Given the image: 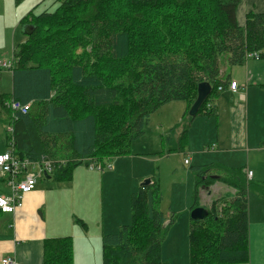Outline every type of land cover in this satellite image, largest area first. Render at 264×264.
Segmentation results:
<instances>
[{
	"label": "trees",
	"instance_id": "obj_1",
	"mask_svg": "<svg viewBox=\"0 0 264 264\" xmlns=\"http://www.w3.org/2000/svg\"><path fill=\"white\" fill-rule=\"evenodd\" d=\"M57 1L56 11L22 19L34 29L14 52L11 98L0 95V117L6 115L2 121L13 128L6 129L8 142L22 158L50 161L52 177L46 180H69L83 162L103 165L128 156L151 115L172 101H185L189 110L201 82L213 88L198 114H214L209 100L229 83L220 78L221 55L231 66L245 64L252 53L264 57V13H247L241 24L238 10L245 0ZM139 42L146 58L124 74L104 71L103 62L133 58ZM14 101L29 105L28 111L13 112ZM117 107L122 117L112 113ZM193 119H186L180 134L181 123L170 129L166 140L174 139L176 147L169 153L184 147ZM192 170L190 211L201 205L209 212L203 220L190 219L191 264L249 261V197L254 192L264 199V182L248 178L242 167L219 163ZM151 180L131 195L132 221L103 236V264H170L162 260V245L176 215L160 209V183ZM218 181L235 192L202 205L200 190ZM44 251L43 264H74L70 237L48 239Z\"/></svg>",
	"mask_w": 264,
	"mask_h": 264
},
{
	"label": "rangeland",
	"instance_id": "obj_2",
	"mask_svg": "<svg viewBox=\"0 0 264 264\" xmlns=\"http://www.w3.org/2000/svg\"><path fill=\"white\" fill-rule=\"evenodd\" d=\"M59 7V1L57 0H14L13 2H8V0H0V63L1 62H11L14 59V48L26 40L27 36L25 34L26 25L21 24V18L32 13L33 15H40L42 12H54ZM15 14H19V17L15 18ZM26 18V17H24ZM17 22V23H15ZM142 39V38H141ZM143 43L139 42L136 48V53L133 58L127 59L123 63H105L104 71L113 76L114 74L126 73L128 68L139 59L146 58L148 55L144 53ZM76 48V49H75ZM76 53H80L82 48L75 47ZM256 62L258 64H264V57L259 58L258 61L252 59L250 56L248 61L243 65L242 72H247L249 75L251 72L248 69V62ZM220 68L221 70H227L226 74H223L222 80L233 75V69L239 68V65L235 67L231 66L227 60V55L222 54L220 57ZM264 67H262V70ZM235 74V72H234ZM256 74V79L264 81V78H259ZM12 71L3 68L0 65V95L4 94L7 98H11L12 95ZM221 76V75H220ZM242 83V80H239ZM244 89L250 87V82L241 84ZM250 92L252 94L248 112L250 116L258 115L259 109L264 108V85H253ZM243 90V89H242ZM231 92L228 90L220 91L219 95L212 96L209 100L208 110L214 112L212 115L198 114L193 117V121L188 129L187 142L181 150L175 148V150L169 153V149L176 147L172 142H167L168 136H170V129L174 123L181 125L178 127L176 132L180 134L182 131V125L185 123L189 115L187 109V103L185 101H172L166 103L160 107L156 112H154L147 124L144 135L134 140L131 143L130 154L125 157H118L115 160H120L117 164L114 163V159L107 161L103 165L100 164L101 169L109 171L112 168L116 169L117 175L116 180L111 179V182L116 183L117 186H122L124 192L121 194L117 202L121 203L123 214L126 215V221L130 223L131 220V198L129 194L131 192H126L129 186L135 180H138L139 186L144 184L145 180L153 178H158L161 189V203L160 209L166 214V216L171 217L175 214L176 217L169 230H167L164 237L162 245V260L169 262L170 264H191L190 261V248H189V220L191 219L190 206L193 204V188H194V171L192 167L207 166L214 163H219L221 165H226L231 163L232 167L241 168L240 164L242 162L245 165L248 164L247 155L249 153H244L240 149L239 144H235V148L231 147L228 142H226V137L229 136L231 130L235 127L237 121L238 127L242 123L246 124V106L234 103V109H232L233 98L231 97ZM122 108L117 107L116 111L112 113H118L122 117ZM188 110V111H187ZM215 112H217V117ZM187 113V114H186ZM184 117V121H178ZM115 115H113L115 123ZM236 118V120H235ZM110 122V121H109ZM108 122V123H109ZM2 125V124H1ZM252 126V122L249 123V127ZM4 131L10 130L8 125H2ZM248 127V125H247ZM7 132H4L6 136ZM219 134H221L220 141L218 139ZM236 135L240 138L242 136V130L237 129ZM5 138V137H4ZM263 141V140H262ZM176 143V142H175ZM177 144V143H176ZM7 140L3 139V150L7 149ZM1 147V146H0ZM228 149V150H227ZM183 151V152H181ZM241 151V152H240ZM240 154L243 157H240ZM231 157L228 158V157ZM234 156V157H233ZM252 165L251 168L258 172L257 166L264 165V149L258 150L253 149L250 153ZM188 158L190 164L185 163V159ZM93 162L88 165L86 163L79 164L77 168H84V166L91 167ZM99 167L98 165H96ZM230 166V165H229ZM37 166H29L30 171H35L38 173ZM90 169V168H89ZM256 179V178H254ZM259 181V180H255ZM149 185V184H148ZM145 185V186H148ZM109 186V185H108ZM230 189L226 184L218 181L210 185L208 188H204L200 193V198L204 195L208 196V191H213L212 198L220 197L221 195L229 192ZM118 189V188H117ZM227 190V191H224ZM224 191V192H223ZM254 194L250 192V195ZM131 196V195H130ZM258 196V195H256ZM211 200V199H210ZM149 201L152 202L151 195L149 196ZM211 202L206 205L210 206ZM58 210H62L59 207ZM100 209L97 208V212ZM67 214L70 216L72 212L67 210ZM119 228H117V231Z\"/></svg>",
	"mask_w": 264,
	"mask_h": 264
},
{
	"label": "crops",
	"instance_id": "obj_3",
	"mask_svg": "<svg viewBox=\"0 0 264 264\" xmlns=\"http://www.w3.org/2000/svg\"><path fill=\"white\" fill-rule=\"evenodd\" d=\"M8 2H13V0H8ZM28 12L27 15L29 14ZM250 12L264 13V0H245L241 3L238 10V19L241 24L245 22V17ZM14 16L17 18L19 14ZM24 17L21 18V24ZM27 39L28 36L19 45L25 43ZM17 47L14 49L17 50ZM15 50H13V53ZM252 59L258 61V59L253 57ZM243 65L241 64L239 68H234L233 75L226 79L228 81H238L241 89L238 92H233L226 87L225 91L229 90L231 92L230 95L234 100L232 109L235 107L234 103L241 105L244 103L243 106H246V124L242 123L238 127L237 121L233 122L235 127L231 130L229 136L226 137V142L233 148H235L237 143L240 146L238 149L245 154L249 153V156L247 155L249 165H245L242 162L240 166L245 171H252V178H256L254 180L264 182V165L257 166L259 170L255 172L250 164V153H252L253 149H264V108L259 109L258 115L250 116L248 112L252 96L251 87L253 85H264V81L256 79V74H258L259 78H264V69L262 70L264 64L248 62L250 75L248 71L242 72ZM226 72L227 70H221L220 77L222 78ZM239 80H242L243 84L250 82V87L245 90ZM215 113L217 117L218 114L217 112ZM4 118H6V115H4ZM3 119L0 117V153L9 149L7 135H4L6 130L4 131V127H2V125H6L2 121ZM181 120L182 118L178 121ZM250 122H252L251 127H249ZM176 125L178 124L174 123L168 126H171L172 129ZM238 128L242 130L240 138L236 135ZM220 138L221 134L218 136L219 141ZM3 139L7 140L6 150H3L2 147ZM231 157L228 158L231 159ZM240 157L243 156L240 154ZM19 158L22 157L19 156ZM185 160L189 161L188 158ZM118 161L120 160L114 159L115 164ZM187 164H190V161ZM226 164L228 165L227 167H232L231 163L226 162ZM86 166L89 165L87 164ZM86 166L84 168L76 167L73 171V176L69 180L53 181L39 178L37 187L25 195L21 208H18L14 213L0 212V264H3L2 258L6 256H14L15 264H43L46 241L59 237H70L74 250V264H103V236L109 233H116L117 228L120 229L122 225L127 223L126 215L121 210V203L116 201L119 200L124 190L121 185L117 186L116 183L113 184L111 182L113 178L116 180V169L112 168L109 171H105L101 169L99 162H93L91 167L88 168ZM139 187L138 180L131 183L129 189L126 190V192H131L129 194L130 198V195L136 192ZM228 190L232 193L235 192V189L232 188ZM9 193V184L4 176L0 175V194ZM212 193H216L214 189L213 191H208V196H203L202 205L212 202ZM256 195L254 193L249 197L250 258L249 261L239 264H264V199ZM113 198H116V200ZM59 207L62 210H58ZM97 208L100 209L98 212ZM67 210H70L72 215L69 216Z\"/></svg>",
	"mask_w": 264,
	"mask_h": 264
},
{
	"label": "built area",
	"instance_id": "obj_4",
	"mask_svg": "<svg viewBox=\"0 0 264 264\" xmlns=\"http://www.w3.org/2000/svg\"><path fill=\"white\" fill-rule=\"evenodd\" d=\"M251 57L255 59L260 58V54L252 53ZM15 59L11 62H1L0 65L3 68L12 70L15 66ZM228 89L233 92H238L241 89L238 81L231 80L228 83ZM219 89L224 90V86H220ZM13 112L22 111L27 112L29 105H22L20 102L9 103ZM9 132L13 131L12 126H9ZM185 163H189L185 160ZM37 166L38 173L30 171L29 166ZM52 165L50 161L32 162L27 158H19L15 153L13 147V141L9 143V149L6 152L0 153V175L6 179L9 184L10 193L0 194V212L14 213L18 208L23 206L25 195L37 187L39 178H43L45 173L51 174ZM248 178L253 176L252 171H247ZM3 264H15L14 256H6L2 258Z\"/></svg>",
	"mask_w": 264,
	"mask_h": 264
},
{
	"label": "water",
	"instance_id": "obj_5",
	"mask_svg": "<svg viewBox=\"0 0 264 264\" xmlns=\"http://www.w3.org/2000/svg\"><path fill=\"white\" fill-rule=\"evenodd\" d=\"M33 29H34V25H30V24L26 25L25 34H27V35L32 34ZM212 88H213L212 84L209 83L208 81L201 82L198 85V93H197L196 100L193 103V105L191 106L190 111H189V115L191 117L197 116L202 105L210 97V95L212 93ZM45 177L48 179H51L52 176L48 173H45ZM213 177H216V176H213ZM151 183H152V180L147 179V180H145L144 184H142V185H148ZM208 212L209 211L206 207L200 205L199 207H196L191 211V218L194 220H203L207 217Z\"/></svg>",
	"mask_w": 264,
	"mask_h": 264
}]
</instances>
